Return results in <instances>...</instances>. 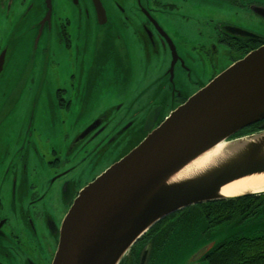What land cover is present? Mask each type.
I'll return each instance as SVG.
<instances>
[{"label":"rangeland","instance_id":"obj_1","mask_svg":"<svg viewBox=\"0 0 264 264\" xmlns=\"http://www.w3.org/2000/svg\"><path fill=\"white\" fill-rule=\"evenodd\" d=\"M159 1L186 3L191 6L182 9L183 11L177 16L174 13L169 15L173 21L169 18L160 21L176 43H180L177 38L181 34L191 29L198 28L206 31L210 27L190 22L196 17L200 20H210V25L228 21L243 28L254 27L257 29L254 31L264 37V22L246 16L247 13L242 9H239L237 14L231 4H227V0ZM246 1L264 3V0ZM67 5L69 4L65 2L55 3L52 5L53 11L56 13L60 7L66 8ZM121 6L126 16L118 14L111 0H104L103 7L108 12L109 22L105 26L88 25L84 35L86 42L80 41L77 45L79 50H84L83 62L80 66L76 61L74 64L69 63L70 68L64 67L62 56L65 48L63 49V45L60 46L56 42L55 32L51 35L52 40L48 38L40 40L38 46L40 51H31V44L27 39L22 40L15 49L8 50L4 68L0 74V165L4 160L6 161L8 151L13 155L18 150L24 160L28 158V163H21V165H27L28 171L34 172L35 181L39 185L43 180L42 172L45 173V178L50 177L46 173V167L44 168L47 160L57 157V153L52 152L50 147L60 150L61 148L57 146H61L63 141H66L65 148L69 147L70 142L77 137V133L95 116L119 104L122 106L121 110H109L110 122L116 126L118 124V127L131 123V127L115 142L108 145L106 143L96 145L94 142L89 145L83 153L86 157L83 164L73 162L75 151L71 152L66 159L69 161L67 168H75L66 175H69L71 180H75L79 188L85 183H90L92 178H97L142 141L145 134L142 123L146 116L136 115L133 112L143 111L142 109L145 111L151 104H162V114L166 115L172 101L170 86L174 83L177 90L186 95L190 96L195 92V85L179 67L176 68L172 81H169V75H167L170 66L169 51L161 47L155 50L153 46L150 48V46L146 47L145 43L142 44L139 37L141 16L131 3L125 0ZM182 14L190 18L187 26L192 24L191 29L183 24L178 26V20ZM122 17L126 21H123ZM109 28H111L112 36L105 40V46L113 45L117 41V47L114 49L117 54L114 57L105 58L106 53H103V48L99 46L96 38L98 35L101 37ZM4 29L0 17V55L5 52V49L7 50L3 39L5 38ZM101 40L104 44V40ZM179 53L182 54L186 65L192 71L193 83L206 85L207 78L213 70H220L219 67L214 69L210 67L209 70L201 66L202 64L207 66L206 62L190 63L187 50L181 49ZM107 61L109 65L112 63L113 67L110 66L107 69L105 67ZM70 73L75 76V80L71 79V82H69ZM57 87L68 89L67 95L69 94L71 98L69 109L59 107L54 96ZM56 173L59 172L56 171ZM59 188L63 189L62 181L56 180L50 189L51 196L46 206H55L58 209ZM64 213L65 211L62 212L60 218ZM259 232L260 229L239 225L223 227L207 237L198 234L167 264H191L193 255L207 245L219 244L234 236H255ZM56 249L57 245L55 251ZM171 256H175V253Z\"/></svg>","mask_w":264,"mask_h":264},{"label":"flooded vegetation","instance_id":"obj_2","mask_svg":"<svg viewBox=\"0 0 264 264\" xmlns=\"http://www.w3.org/2000/svg\"><path fill=\"white\" fill-rule=\"evenodd\" d=\"M111 1L118 10V14L126 16L125 10L121 6L124 0ZM125 1L131 3L136 12L141 16L139 37L142 44L145 43V46H150V48L153 46L155 50L161 47L169 51L170 66L167 73L169 81H172L175 70L179 67L188 79L190 78V82L195 85V92L189 96L177 90L175 83L174 85L171 84L172 101L169 104L166 115L162 114V104H151L145 111L142 109L143 111L133 112L136 115L143 114V117H145L150 111L156 112L154 110L159 109V116L153 129L158 128L173 110L184 105L189 98L202 90L224 70L243 59L249 53L264 46V37L260 33L255 32L254 30L257 29H254V27L243 28L236 23L228 21L210 25V20L207 21L208 19L200 20L199 17H196L194 20H190L184 14L178 20V26L183 24L191 29L192 24L187 26L190 20V22L210 27L206 31L198 28L191 29V31L181 34L177 38L180 43H176L160 21L165 18L171 19L169 15L174 13L177 16L179 12L183 11L182 9L191 6L186 3L180 4L159 0ZM46 2L47 0H0V17L5 27V38L3 37V39L7 46V50L5 49L6 55L8 50L15 49L24 39H27L28 43L31 44V51H40L38 48L40 40L47 38L52 40L51 35L55 32L56 42L60 46L63 45V49L65 48V53L62 56L64 67L70 68L69 63L74 64L76 61L80 66L83 62L82 54L84 50H79L77 45L80 41L86 42L87 39L84 35L88 25L105 26L109 22L108 12L105 10V13H102L97 11L96 8L97 2L103 5L104 0H51L52 5L60 2H65L69 5L66 8L60 7L56 13L52 7L49 20L46 19ZM227 4H231L237 14L239 13V9H242L247 13L246 16L256 21L264 22V17L257 13L259 9H264V3L262 2L227 0ZM122 19L126 21L123 17ZM42 22L44 24L42 25L41 35L36 43ZM175 22L177 23L176 19ZM72 25L73 28H71ZM241 31L248 32V36L239 35ZM110 32H112L111 28L104 32L101 37L98 35L96 38L99 46L103 48V53H106L105 58L108 56L114 57L117 54V52H114V49L117 47V41L113 45L107 44L105 46V40L112 36ZM72 33L73 35H71ZM101 39L104 40V44ZM181 49L188 51V61L190 63L199 62L202 64L206 62L207 66L206 64H202L201 66L207 67L209 70L210 67L213 69L219 67L220 70H213L207 78L206 85L193 83L192 71L186 65V60L182 54L179 53ZM108 62L105 65L107 69L110 66L113 67L112 63L109 65ZM71 79L72 81L75 80V76L70 73L69 82H71ZM67 93V88H56L54 96L59 107H62V109H69L71 105V98H69V94L67 95ZM113 106L111 109H106L105 113L102 112L95 116L85 125L77 133V137L70 142L71 145L69 147L66 146L65 148L66 141H63L61 146H57L61 148L60 150L50 147L52 152L57 153V157L53 160H47L46 165L48 168L46 165L44 168L46 167V173L50 177L45 178V173L42 172L41 178L43 180L40 181L39 185L35 181L34 172H29L27 165H23L24 167L21 165V163H28V158L24 160L19 155L18 150L13 155L9 151L6 153V161L4 160L0 165V264H52L59 231L66 212L79 193L96 179L92 178L90 183H85L78 188V183L76 186L75 180H71L69 175H66L75 170V168H67L69 161L66 159L71 152L75 151L73 162L83 164L86 158L83 156V153H85V149L89 145L94 144V142L96 145L100 143L108 145L115 142L119 136L125 133L128 128L122 132L124 127L127 125L131 127V123L118 127V124L116 126V124L110 122L109 110L119 111L122 109V106L119 104ZM143 122H145L144 118ZM254 126L258 129L263 127L264 124L262 126H257V124ZM86 131H90L89 134L80 139ZM144 133L141 140L148 135V133ZM58 159L59 162H57ZM55 170L59 173H56ZM62 175L66 176L59 178ZM56 180L62 181L63 188H59L58 209L55 206L50 207L45 205L51 196L50 189ZM197 206L189 207L176 213V218L169 221L171 223L179 222V224L171 233L169 239L165 240V246L162 251H153V241H144L137 244L133 254L130 256V259H133L132 264H167L196 235L201 234L207 237L226 226L235 227L242 225L253 227L256 230L260 229V232L255 236H234L228 240L240 237L257 238L264 234V208L260 209L254 218H250L248 215L244 216V219H237L229 225L208 229L207 223L201 217ZM63 211L65 213L60 218ZM17 221H19L18 224L16 223ZM173 253H175V256H171ZM206 259L203 257L199 261V264H208Z\"/></svg>","mask_w":264,"mask_h":264},{"label":"water","instance_id":"obj_3","mask_svg":"<svg viewBox=\"0 0 264 264\" xmlns=\"http://www.w3.org/2000/svg\"><path fill=\"white\" fill-rule=\"evenodd\" d=\"M96 8L105 13L100 2ZM46 9L49 20L51 0ZM257 13L264 17V9ZM242 34L248 36V32ZM5 58L3 52L0 74ZM154 111L145 118L148 135L74 199L63 219L52 264H121L151 228L173 214L197 205L264 194L222 195V189L234 182L264 175V129L237 136L264 122V46L216 76L156 129L159 109ZM218 148L203 168L176 178ZM219 244L197 251L191 264H199Z\"/></svg>","mask_w":264,"mask_h":264},{"label":"trees","instance_id":"obj_4","mask_svg":"<svg viewBox=\"0 0 264 264\" xmlns=\"http://www.w3.org/2000/svg\"><path fill=\"white\" fill-rule=\"evenodd\" d=\"M263 124L260 123L257 126ZM259 129H264V126L258 129L256 126L249 128V130L245 129L237 136L254 133ZM197 207L201 217L206 221L208 229H213L229 225L237 219H244V216L249 215L250 218H254L257 212L264 208V194L207 203ZM176 216L177 214H173L151 228L132 247L121 264H132L133 259H130V256L133 254L135 246L144 241H153L154 252L162 251L165 240L169 239L171 233L179 224V222H169L175 219ZM204 258H207L208 264H264V234L257 238L240 237L222 242Z\"/></svg>","mask_w":264,"mask_h":264},{"label":"bare ground","instance_id":"obj_5","mask_svg":"<svg viewBox=\"0 0 264 264\" xmlns=\"http://www.w3.org/2000/svg\"><path fill=\"white\" fill-rule=\"evenodd\" d=\"M219 149L213 150L208 155H204L197 161L193 162L182 170L176 178H183L190 175L195 170L203 168L208 161H210L218 152ZM264 191V175H255L249 178H244L237 182H234L222 189V195L226 197H234L237 195H242L244 193H260Z\"/></svg>","mask_w":264,"mask_h":264}]
</instances>
